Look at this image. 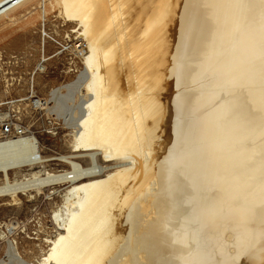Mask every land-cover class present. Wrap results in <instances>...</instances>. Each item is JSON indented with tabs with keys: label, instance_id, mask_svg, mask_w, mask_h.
<instances>
[{
	"label": "bare ground",
	"instance_id": "obj_1",
	"mask_svg": "<svg viewBox=\"0 0 264 264\" xmlns=\"http://www.w3.org/2000/svg\"><path fill=\"white\" fill-rule=\"evenodd\" d=\"M53 1L83 45L73 153L26 167L38 137L0 143L12 203L70 174L38 264H264V0H0V20Z\"/></svg>",
	"mask_w": 264,
	"mask_h": 264
},
{
	"label": "rangeland",
	"instance_id": "obj_2",
	"mask_svg": "<svg viewBox=\"0 0 264 264\" xmlns=\"http://www.w3.org/2000/svg\"><path fill=\"white\" fill-rule=\"evenodd\" d=\"M28 10L32 12L26 13ZM15 12L20 13L17 16ZM14 15V20H0V101L24 96L32 89L31 84L33 92L42 97H48L50 90L60 91L62 98L53 109L60 112L65 126L55 115L47 118L44 111L34 116L29 110L20 109L13 114L28 121L34 129L40 128L38 136L43 154H71L68 142L71 126L81 115L80 93L85 76L81 58L76 48L72 49L73 44L81 40L74 31L77 26L59 15L54 1L45 2L41 8L33 2L26 9H16ZM73 160L83 166L89 164L87 156H77ZM97 160L113 165L100 155ZM48 168L69 170L70 165L52 160ZM68 185H53L52 189L46 186L53 190L49 195L46 190L44 194L31 189L17 192V203H12L8 195L0 196V264H38L48 248L47 239L56 232L52 209L60 203L61 194ZM28 192L34 197H28Z\"/></svg>",
	"mask_w": 264,
	"mask_h": 264
},
{
	"label": "built area",
	"instance_id": "obj_3",
	"mask_svg": "<svg viewBox=\"0 0 264 264\" xmlns=\"http://www.w3.org/2000/svg\"><path fill=\"white\" fill-rule=\"evenodd\" d=\"M75 51L78 55H80L81 52H83V45L78 46ZM48 104H50V101L47 98L38 96L31 90L24 96L0 101V143L9 139H16L20 137H29L33 139L38 137L39 139L38 132L40 128L34 129V127L28 121L14 115L13 113L14 110L18 111L20 109H27L35 116L44 111V108ZM43 130L46 132L48 131L46 128ZM41 146L43 147V145ZM40 153H43L42 148H40L39 152L35 154L34 157H32L31 161L28 162L26 167L36 165L39 162ZM69 178V173L62 174V177L59 178V182L55 184H68Z\"/></svg>",
	"mask_w": 264,
	"mask_h": 264
}]
</instances>
